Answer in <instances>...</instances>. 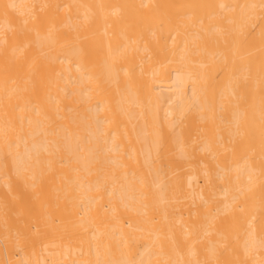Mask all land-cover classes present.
Listing matches in <instances>:
<instances>
[{
  "label": "bare ground",
  "instance_id": "6f19581e",
  "mask_svg": "<svg viewBox=\"0 0 264 264\" xmlns=\"http://www.w3.org/2000/svg\"><path fill=\"white\" fill-rule=\"evenodd\" d=\"M0 264H264V0H0Z\"/></svg>",
  "mask_w": 264,
  "mask_h": 264
}]
</instances>
